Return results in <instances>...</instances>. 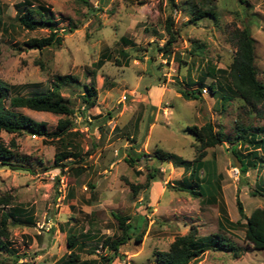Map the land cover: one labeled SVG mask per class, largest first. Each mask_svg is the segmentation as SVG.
<instances>
[{"label":"rangeland","instance_id":"1","mask_svg":"<svg viewBox=\"0 0 264 264\" xmlns=\"http://www.w3.org/2000/svg\"><path fill=\"white\" fill-rule=\"evenodd\" d=\"M20 1L0 0V79L10 95H30L51 87L56 75L75 77L60 87L72 108L70 116L14 110L46 122L50 132L68 117L80 155L56 167L59 140L25 131L1 132L5 144L16 145L9 161L18 169L0 162V196H11L10 205L0 211L19 207L21 221L30 216L33 223L9 224L12 247L21 257L0 251V264H53L69 252L67 233L78 234L81 259L102 264L101 256L112 255L101 246L102 238L120 234L113 214L129 217L131 228L130 239L109 264H155L153 252L168 249L191 226L198 236L220 233L239 247L237 257L231 251L206 250L196 264L264 263V249L245 240V219L237 209V199L245 215L264 206V195L258 193L264 162L242 174L232 142L207 147L195 165L194 180L202 190L195 195L176 188L189 170L154 156L162 149L193 160L197 142L187 130L190 126L210 121L231 139L236 120L264 125L258 113H243L229 77L236 51L232 34L246 27L254 39L256 77L264 83V0H212L217 19L203 17L196 23L188 20L183 6L205 0H174L176 6L170 0H40L53 12L63 35L60 45L43 49L24 44L48 35V30H27L15 21ZM168 18L175 41L163 53ZM197 45L202 47L199 53L194 52ZM120 49L127 52L128 62ZM103 54L108 58L96 67ZM92 82L98 95L96 104L87 107L81 94L83 85ZM211 82L215 94L208 87ZM196 88L201 91L197 99L181 94ZM221 95L230 97L224 106ZM129 157L135 159L133 166L125 160ZM233 167L240 172L237 176ZM129 183L142 187L134 194ZM222 208L233 225L220 226ZM139 233L141 240L135 241Z\"/></svg>","mask_w":264,"mask_h":264},{"label":"trees","instance_id":"2","mask_svg":"<svg viewBox=\"0 0 264 264\" xmlns=\"http://www.w3.org/2000/svg\"><path fill=\"white\" fill-rule=\"evenodd\" d=\"M174 4V0H170ZM240 3L245 0H238ZM36 3V5H35ZM174 6H176L174 4ZM17 10L14 16L15 21L27 30H34L36 28H46L48 35L42 37H32L25 41V45L35 48L43 49L60 45L63 41V35L58 32V23L54 17L53 12L48 5H45L40 0H22L16 5ZM183 8L189 14V21L196 23L203 17L217 19V12L215 11V4L212 0L202 1L201 4L197 2L188 1ZM1 25V22H0ZM173 21L168 18L166 30L169 33V39L161 48L163 53L169 51L168 47L175 41V32L172 30ZM233 41L236 47L235 56L229 65V77L231 79L230 90L235 92L242 100V108L245 114H252L254 111L259 116L264 118V83L256 77V69L254 65V39L250 35L248 28L235 29L232 34ZM124 42L126 39L122 38ZM202 47L197 45L194 52H201ZM119 54L128 62L127 52L120 49ZM105 58L104 56L95 62L96 67H100ZM118 62V60H115ZM210 71H214L213 68ZM209 72V73H211ZM94 73V72H93ZM76 80L70 75H56L51 87L44 91L36 92L30 95H10L8 85L5 81L0 79V162L14 169H18L15 163L9 160L14 157V148L16 145L11 141L9 145L5 144L1 132L18 133L21 131L28 132L33 135L44 137H51L60 142V150L54 155V164L56 167L65 166L62 160L70 158L73 160L79 158L80 152L77 145L74 144L71 134L73 128L72 121L67 117L59 119L56 129L50 132L47 123L44 121H37L25 114L16 112V108H28L36 111H45L53 114H60L70 116L72 108L69 102L62 96L60 87L67 83ZM215 83L211 82L208 87L212 94H215ZM201 91L199 88L182 90L181 94L186 99H197ZM97 88L92 82L83 85V93L81 98L85 106L90 107L96 104ZM230 97L221 95L222 105L229 101ZM8 100V105L5 101ZM260 107V108H259ZM187 130L194 135L197 142V155L191 161L184 160L182 157L162 149H156L154 156L160 162H169L175 166L183 165L184 171L189 170V176L183 177L177 181V189L187 190L191 193L202 194L201 185L194 180L195 165L199 163L206 155V148L215 146L219 143L229 140L232 142V152L236 155L240 164V171L245 174L249 168H254L257 164L264 162L262 156L264 155V125L254 126L252 123L245 124L242 121H235V134L230 139L221 129H215L212 122L208 121L202 126H190ZM233 140V141H232ZM237 145L243 146V151L237 149ZM73 150H76L73 151ZM131 166L135 159L129 157L125 159ZM191 165H194L193 167ZM73 168V166L71 167ZM156 171V170H155ZM140 173V171H137ZM240 173V172H239ZM196 174V171H195ZM155 174L149 173L148 178L151 180ZM131 191L136 194L142 185H135L129 183ZM198 188V190H197ZM262 192L258 193L264 195V183L262 185ZM11 196H0V208L10 205ZM237 209L241 218L245 219L244 238L250 242L257 249H264V206L257 207L251 211L249 215H245L243 206L239 199H237ZM23 211L19 207H15L12 211H0V251L15 255L20 258L21 255L12 247V242L9 237V224H32V218L25 216L23 222L19 218V214ZM117 221L120 234L117 236L107 235L102 238L101 246L112 251L110 256H101L102 264H109L114 257L118 256V250L121 245L125 244L130 239L131 225L128 222L129 217L113 214ZM233 225L222 208V223ZM142 233L135 236V241L141 240ZM78 234L67 233L66 243L69 252L62 255L53 264H90L96 262V259H81L78 248ZM231 251L233 256L237 257L239 254V247L234 245L229 238L220 233H212L205 236H198L197 229L193 226L183 235H178L170 243L166 250H155L153 252L155 264H196L195 261L206 250ZM264 264V263H262Z\"/></svg>","mask_w":264,"mask_h":264},{"label":"built area","instance_id":"3","mask_svg":"<svg viewBox=\"0 0 264 264\" xmlns=\"http://www.w3.org/2000/svg\"><path fill=\"white\" fill-rule=\"evenodd\" d=\"M205 91H206V90H205ZM123 98H124V97H123ZM231 172H232V174L235 175V176H237V175L239 174V170H238L237 167H233V168L231 169Z\"/></svg>","mask_w":264,"mask_h":264},{"label":"crops","instance_id":"4","mask_svg":"<svg viewBox=\"0 0 264 264\" xmlns=\"http://www.w3.org/2000/svg\"><path fill=\"white\" fill-rule=\"evenodd\" d=\"M116 257H119V255L118 256H116ZM113 261V260H112ZM90 264H92L91 262H90Z\"/></svg>","mask_w":264,"mask_h":264}]
</instances>
